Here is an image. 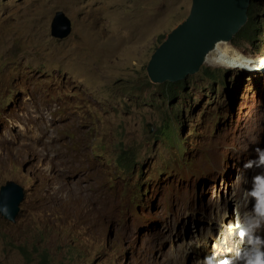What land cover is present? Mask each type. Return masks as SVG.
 Returning <instances> with one entry per match:
<instances>
[{
  "label": "rangeland",
  "instance_id": "rangeland-1",
  "mask_svg": "<svg viewBox=\"0 0 264 264\" xmlns=\"http://www.w3.org/2000/svg\"><path fill=\"white\" fill-rule=\"evenodd\" d=\"M191 7L192 0H0V188L8 180L25 188L15 222L0 216V264H184L185 250H174L186 245H196L187 264L217 258L220 230L189 213L227 199L201 175L210 160L228 161L234 173L264 149V75L237 78L213 54L177 98L152 85L151 58ZM59 11L71 21L66 38L52 35ZM237 46L264 55V32ZM241 53L238 69L264 70L262 58L244 61ZM206 70L226 74L215 82ZM169 121L184 157L159 133ZM242 131L254 145L241 154ZM124 154L134 156L129 169L119 163ZM97 177L103 193L85 181ZM229 236L230 261L241 264L243 246Z\"/></svg>",
  "mask_w": 264,
  "mask_h": 264
},
{
  "label": "clouds",
  "instance_id": "clouds-1",
  "mask_svg": "<svg viewBox=\"0 0 264 264\" xmlns=\"http://www.w3.org/2000/svg\"><path fill=\"white\" fill-rule=\"evenodd\" d=\"M193 2L194 0H192V7L189 16L179 26L185 23L190 17L193 9ZM209 2H210L208 9L209 13L207 11V14L209 15L213 25H216L218 24V20H222L221 14H223L224 12L220 8L219 0H209ZM212 8H215L217 10H213ZM224 18L226 17L224 16ZM179 26H177L167 36L166 40L161 44V46L167 42L169 36ZM261 32H264V0H247V5L243 16V23L240 25V30L238 34L231 42H220V43L230 44L235 50H237L236 48H238L237 46L238 41H247L249 43L253 42L255 41L256 36ZM218 44L216 45L215 50L217 49ZM250 48H252V46H250ZM238 52L241 53L240 51ZM250 52L253 55L247 56L241 53L243 56L247 57L245 58L244 61H253L252 58H259V57L262 58V60H264L263 54L260 53L254 54L252 53V51ZM233 70H237L235 72L237 78L241 76H246L251 81L260 77L261 75L262 76L264 75V71H260V70L245 71L238 68ZM213 72L218 73L215 82H218L220 79H222V75L226 74V72L224 71H213ZM147 75H148V67H147ZM195 75H189L188 77ZM187 78L180 80L178 82L167 81L163 84H156L151 81L148 75L149 82L152 85L165 84V86L163 87L165 91H166V86L168 85L184 84V86L179 85L178 87L173 89L174 92H176V90L179 89V92L181 93H183L184 89H186L187 83L185 80ZM234 89L237 90L238 88L235 87ZM177 95L174 96L173 98L171 97V99L177 98ZM233 104L234 103L232 102V105ZM258 120L261 121V118H258ZM167 125H169V128L164 132L163 131L164 127H163V129L159 131L160 135L162 134L166 135L168 137V140L171 141L174 144V146L178 147L179 155L184 157L186 150L185 145H182L181 147L178 146V137L171 132L170 121L168 122ZM172 127L173 129H175L173 126V121H172ZM147 129H151L150 125H147ZM172 136L176 138V141H173L171 139ZM243 136H246V138L242 142L238 140L236 143V148L239 149L241 154L244 153L247 147H251L254 145V141L248 136L247 132L242 131L239 135V139ZM246 141H249L250 144H246L242 147L241 143H245ZM260 144L261 145L264 144V134L260 138ZM256 153H257L256 156H252L248 158L244 163H242L239 167H237L234 170V173H232V167L229 165L228 161L224 159H220V158L212 159L206 164L203 173L201 175H207L208 176L207 183L221 188L222 191L225 193L227 199L225 202L220 200L214 209L203 208L200 207L199 205L193 206V210L189 213V216H196L202 218L203 221L210 226V228L220 230V235L216 237L217 244H216L215 253L216 252L218 253L216 254L217 258L215 259L214 256H206L205 258L193 257L194 261H196V259H199L201 261H204V264H232V262L230 261V257L233 260H235L234 253L236 247L234 241L229 236V234H231L235 238V240L241 246H243L242 252L238 254L237 257V259L241 261V264H264V149L257 148ZM133 159L134 156L131 159L132 161L129 160L131 163V165L129 166H133ZM129 166L126 168L129 169ZM8 185H12L16 189H21L23 190L24 193V197L19 204V210L14 220H10L0 214V216L5 218L6 220H9L10 222H15L20 212V205L25 198V188L15 180H8L6 184L1 186L0 193H1V189H4ZM240 203L242 204L243 207L242 209L239 208ZM0 212H3L2 214L5 215H10V210L7 208V205L0 206ZM186 231L187 228L185 227V233ZM222 234L225 235V238H222ZM218 240L222 242L223 249L218 248V245L220 243ZM186 249L188 250V254L187 257H185L184 264H187V259L190 256H192V252L196 250V245H192V246L186 245V248L181 247L179 249L174 250V251H181V250L186 251ZM20 250L22 254L28 256V261L32 260L30 253L25 248L20 247ZM42 255H47V258L46 259L42 258ZM48 258L49 256L47 252L41 253V261L47 262Z\"/></svg>",
  "mask_w": 264,
  "mask_h": 264
},
{
  "label": "water",
  "instance_id": "water-1",
  "mask_svg": "<svg viewBox=\"0 0 264 264\" xmlns=\"http://www.w3.org/2000/svg\"><path fill=\"white\" fill-rule=\"evenodd\" d=\"M209 5V0H194L188 20L154 54L148 66V75L153 83L178 82L197 74L218 43L231 42L238 34L247 0H219L224 13L216 25H213L207 14ZM71 32L70 19L64 12H57L52 23V35L66 38ZM23 197V190L12 185L1 189L0 206L7 205L10 215L0 214L14 220Z\"/></svg>",
  "mask_w": 264,
  "mask_h": 264
},
{
  "label": "bare ground",
  "instance_id": "bare-ground-1",
  "mask_svg": "<svg viewBox=\"0 0 264 264\" xmlns=\"http://www.w3.org/2000/svg\"><path fill=\"white\" fill-rule=\"evenodd\" d=\"M215 4V3H214ZM215 13V11H214ZM213 54H216L217 57H216V62L222 67V68H228V69H236L240 63V57H239V52L237 50H235L230 44H227V43H220L218 44L217 46V49L212 52L209 56H207L206 58V61H205V64L206 62L208 61V59L210 58V56H212ZM225 56L226 58L230 59L232 62H225L223 61L221 58ZM217 59H219L220 61H218ZM264 71V70H263ZM244 137V136H243ZM240 142H242V137L239 139ZM242 147L245 145L244 143H241ZM35 153V152H34ZM35 155V154H34ZM85 181L88 182V183H98V190H99V193H103L104 192V188L103 186L101 185V181L99 179V177L97 178H92V179H89V178H85ZM112 199H114L113 196H111ZM100 203V198H99V195L97 196V204ZM241 204V203H240ZM219 241V240H218ZM220 242V241H219ZM218 248L219 249H223V245H222V242L219 243L218 245ZM222 252H225V251H222ZM187 254H188V250L185 251V255L184 253H181V256L183 257V260L185 259V257H187ZM216 254H218L216 252ZM233 260V259H232ZM199 259H196L195 263L194 264H204V261H201ZM235 261V260H233ZM203 262V263H202Z\"/></svg>",
  "mask_w": 264,
  "mask_h": 264
},
{
  "label": "trees",
  "instance_id": "trees-1",
  "mask_svg": "<svg viewBox=\"0 0 264 264\" xmlns=\"http://www.w3.org/2000/svg\"><path fill=\"white\" fill-rule=\"evenodd\" d=\"M221 59H222L223 61H225V62H232L230 59L226 58L225 56H223ZM217 74H218L217 72H213V71H210V70H206V75H207V77H208L209 79L213 80V81L216 80V78H217ZM179 85L184 86V84L168 85V86H166V91H167V94H168V97H169V98H171V97L173 98L174 96L177 95V93L174 92L173 89L176 88V87H178ZM170 94H171V95H170ZM168 128H169V125H166V126L164 127L163 131L165 132ZM128 156H129V154H124V155L121 156L120 159H119V163H120L123 167H125V165H126L127 163H128V164H127L126 167H128L129 165H131V163L129 162V160H131V159H129ZM129 168H131V166H129ZM126 169H127V168H126ZM42 258L46 259V258H47V255H42Z\"/></svg>",
  "mask_w": 264,
  "mask_h": 264
}]
</instances>
